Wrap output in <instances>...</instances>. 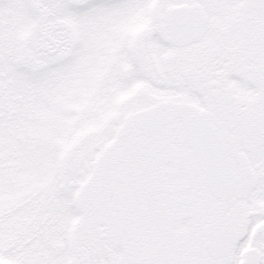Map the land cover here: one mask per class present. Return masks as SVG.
<instances>
[{
  "label": "snow or ice",
  "instance_id": "obj_1",
  "mask_svg": "<svg viewBox=\"0 0 264 264\" xmlns=\"http://www.w3.org/2000/svg\"><path fill=\"white\" fill-rule=\"evenodd\" d=\"M0 264H264V0H0Z\"/></svg>",
  "mask_w": 264,
  "mask_h": 264
}]
</instances>
